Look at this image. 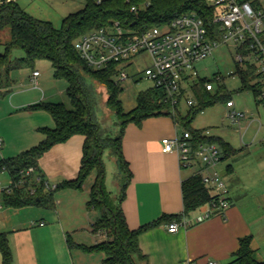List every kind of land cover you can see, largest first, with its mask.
Listing matches in <instances>:
<instances>
[{
    "label": "crops",
    "instance_id": "obj_1",
    "mask_svg": "<svg viewBox=\"0 0 264 264\" xmlns=\"http://www.w3.org/2000/svg\"><path fill=\"white\" fill-rule=\"evenodd\" d=\"M136 73L128 72V79L136 81L140 77ZM30 75L25 79L21 77L18 87L16 71H11L9 87L3 89L0 86V93L10 92L6 114L0 110V161L15 158L34 148L44 139L42 130L54 128L48 112L28 107L36 103H55V98L63 95V90L65 93L67 84L56 86L55 82H46L39 72L38 88H32ZM179 127L172 118L162 115L144 119L140 124L129 123L124 129L122 154L131 179L120 204L121 210L130 230L152 224L138 236L141 257L135 259V264H205L208 260L229 264L239 250V241L246 237L251 240L250 247L256 258L264 261V164L252 165L250 158L256 155L258 148L238 150L230 146L232 152L227 156L220 151L221 159L213 169L228 191L229 206L223 215L212 214L207 203L185 216L182 214L181 182L195 175L201 165L180 168L174 153L160 151L161 139L181 135L183 129L178 131ZM208 136L214 135L209 133ZM214 137L226 143L223 138ZM83 139L81 135H74L66 142L52 146L38 159L37 170L23 175L35 188L42 186L43 193L51 191L53 200L51 207L26 206L41 209L35 214L30 212L32 217L27 223L22 219L24 207L12 208L4 204L3 192L10 186L11 178L6 171L0 172L9 178L6 187L0 184V233L6 235L11 264L27 262L26 256H21V262L20 246H28L31 251L39 246H55V249L58 246L60 250L64 248L71 259L72 251L81 253L78 262L71 260V264H99L101 261L102 254H86L73 247H89L97 244L96 238L102 240L100 236L103 233L91 231L98 212L86 208L95 172L80 190H54L58 184L77 178ZM234 155L243 156L245 162L241 168L226 163ZM254 175L260 179L258 188L251 180ZM33 193L31 189L30 194ZM40 223L43 225L39 226ZM171 223H178L176 232H168L167 226ZM24 233L27 239L23 238ZM67 240L73 244L72 248L68 247ZM94 254H98L96 260H93Z\"/></svg>",
    "mask_w": 264,
    "mask_h": 264
},
{
    "label": "trees",
    "instance_id": "obj_2",
    "mask_svg": "<svg viewBox=\"0 0 264 264\" xmlns=\"http://www.w3.org/2000/svg\"><path fill=\"white\" fill-rule=\"evenodd\" d=\"M84 6L75 13H70L62 19L58 29L50 22L38 20L28 15L18 5V0H0V31L9 29V40L3 44L0 54V86L8 88L9 73L21 68L30 67L34 61L45 59L51 63L53 77L64 80L67 84L65 93L70 108L62 103H36L29 106L32 110H44L50 114L54 122L53 129H44V139L34 148L25 151L15 158L0 161V172L6 171L11 184L8 192H3L6 206L22 208L26 206H52V192L43 193L42 186L34 187L29 178L24 177L28 168L37 170L38 159L52 146L64 143L74 135L83 136L82 156L78 175L75 180L64 181L54 190L71 188L80 190L86 179L95 172L94 181L90 187L86 208L98 212V217L91 225L92 233H104L106 239L93 246H73L90 254H102L99 264H135L139 259L138 236L150 225L130 230L121 210V201L125 197L131 173L122 154V137L129 123L140 124L144 119L157 116H168L183 132L190 134L192 147L199 144H215L221 153L228 155L232 148L220 138L204 135L205 129L193 130L190 123L197 112L217 101L226 103L229 94L218 87L216 93L207 91L205 83L210 80L199 78L192 85L196 104L181 115L178 107L173 113L169 103L163 101L160 90L150 87L140 92L135 98V107L124 112L121 107L120 94L122 88L114 84L115 66L109 69L94 71L89 69L76 53L73 42L82 34L94 29L108 26L117 21L124 28L139 31L153 26H162L173 19L188 13H195L203 22L212 38H218V24L213 22L217 9L209 5L208 0H83ZM241 3L251 0H236ZM136 8L135 12L130 7ZM264 41V34L260 37ZM21 50L23 57L18 62L10 60V53ZM242 89L252 93L254 98L258 92L251 82L256 77L252 67L236 70ZM88 79L94 85L87 83ZM97 85V87H95ZM101 89L105 95V107L111 110L116 118V133L111 135L95 120L97 104L96 91ZM108 152L117 163V196L110 198L105 187V165L103 154ZM19 182H21L19 184ZM20 186V187H19ZM31 189L34 190L30 194ZM183 215H187L198 207L217 202V196L201 182L199 174H195L181 182ZM250 238L239 241V250L229 264H264L255 256L250 247ZM68 247L72 248L69 240ZM1 264H11L12 256L6 235L0 233Z\"/></svg>",
    "mask_w": 264,
    "mask_h": 264
},
{
    "label": "built area",
    "instance_id": "obj_3",
    "mask_svg": "<svg viewBox=\"0 0 264 264\" xmlns=\"http://www.w3.org/2000/svg\"><path fill=\"white\" fill-rule=\"evenodd\" d=\"M209 5L216 7L213 22L218 24L219 37L212 38L202 20L195 13L183 14L162 26H153L139 31L124 28L114 21L108 26L91 30L79 36L73 47L85 65L94 71L109 69L115 66L114 84L129 78L126 69L137 57L146 56L149 64L136 75L142 74L163 94V101L169 103L171 111L180 108L181 103L189 109L196 104L192 85L200 78L195 64L210 56L213 50L226 45L234 48L233 62L236 70L252 67L256 77L251 85L258 90L255 99L264 103V0L237 2L236 0H208ZM134 6L130 7L135 12ZM230 75H234L231 73ZM38 71H32L29 85L38 88ZM221 76L212 77L217 84ZM207 91H213L210 81L205 83ZM226 116L233 124L244 118V113L234 110L232 100L225 103ZM204 135L208 136L206 130ZM190 134L186 131L172 138L160 141L162 153H174L180 168H201L196 172L201 182L217 196V202L209 203L212 214L223 215L229 206L228 191L220 175L214 171L221 153L212 143L192 147ZM0 139V146H1ZM28 168L21 174H29ZM21 182H19L20 184ZM9 190L7 189L6 192ZM43 224L40 223L39 226ZM178 223L167 226L170 233L176 232ZM104 235V233H103ZM106 237H102L103 241ZM194 264V263H190ZM205 264H216L208 260Z\"/></svg>",
    "mask_w": 264,
    "mask_h": 264
},
{
    "label": "rangeland",
    "instance_id": "obj_4",
    "mask_svg": "<svg viewBox=\"0 0 264 264\" xmlns=\"http://www.w3.org/2000/svg\"><path fill=\"white\" fill-rule=\"evenodd\" d=\"M18 5L23 9L28 15L42 21H48L51 23L53 28L58 29L61 26L62 19L70 13H75L83 8V0H18ZM9 40V29L4 28L0 31V54L3 53V44L7 43ZM76 40V39H75ZM234 48L232 46L222 45L215 48L210 56L204 60L195 64V69L198 72L200 78H205L210 80L213 86V92L216 93L218 87L223 89L229 94L232 100L234 110L244 113V118L238 124H233L230 119L226 116L227 108H225V103L223 101H217L211 106L205 107L201 112H197L194 119L190 123V128L193 130H207L210 135L219 136L226 140V143L233 148L240 150L249 149L250 147H257L258 152L253 157L251 164H257L260 166L264 164V103H259L252 93L248 90L242 89L241 81L238 75L235 73V64L233 62ZM23 56L21 50H14L10 53V60L13 62H18L20 57ZM149 64L146 56L137 58L129 67L127 72L131 74L138 71H142ZM38 70L42 74V79L46 82H55L56 86L58 84H64L65 81L54 79L53 69L51 63L45 59H39L33 62L30 67L22 66L21 68L14 69L16 71L18 78L16 79V84L19 87L21 77H26V75L31 74L32 70ZM234 73V75H230ZM219 74L222 78L217 84L213 81L212 77ZM130 78V77H129ZM87 83L94 85L88 79L85 80ZM122 92L120 94L121 107L124 112H128L135 107V98L138 93L146 91L152 84L147 80L142 74L136 81H130V79L125 80L120 83ZM17 87V88H18ZM97 87V85H95ZM16 90L13 88V91ZM63 95L55 98V103H62L66 108H70L69 100L62 91ZM97 93V104L94 112L95 120L108 131L111 135L116 133V118L114 113L105 107L106 95L101 90L98 89ZM10 92L0 93V110L6 111L7 105L6 100L9 98ZM179 112L184 115L187 108L181 106ZM3 112V113H4ZM6 112L4 113V115ZM178 131H182V128H178ZM247 146V147H246ZM103 162L106 170V190L110 193V198L115 199L117 196V169L115 165L114 157L108 152L103 154ZM243 156L234 155L229 158L226 163H230L234 167L241 168L244 164ZM254 175L251 180H253L254 187L258 188L260 185V179L256 178ZM7 174L0 173V184L5 186L8 181ZM6 187V186H5ZM41 209L37 207L25 208L23 209L22 219L26 223L30 221V212L39 211ZM29 213L28 216H26ZM28 225V224H27ZM28 227V226H27ZM35 227V226H34ZM37 227V226H36ZM23 238L27 234H22ZM104 235L100 236L102 239ZM96 243L101 241L96 238ZM84 253V252H83ZM91 253H94L91 252ZM21 262L23 263V258L21 256H26L25 264H71L72 262H78V256L81 253L72 251L71 255L73 259L69 258L66 254L64 248L60 250L58 246H39L34 251L29 250L28 246H20L19 250ZM89 254V253H88ZM93 260L98 258V254H94ZM88 258V257H87ZM1 264V256H0Z\"/></svg>",
    "mask_w": 264,
    "mask_h": 264
},
{
    "label": "water",
    "instance_id": "obj_5",
    "mask_svg": "<svg viewBox=\"0 0 264 264\" xmlns=\"http://www.w3.org/2000/svg\"><path fill=\"white\" fill-rule=\"evenodd\" d=\"M116 166H117V163H116ZM117 169H118V167H117Z\"/></svg>",
    "mask_w": 264,
    "mask_h": 264
}]
</instances>
